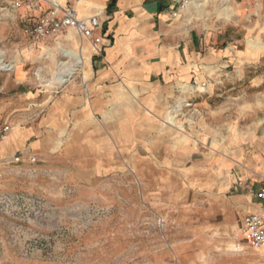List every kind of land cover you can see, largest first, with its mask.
<instances>
[{
	"label": "rangeland",
	"instance_id": "1",
	"mask_svg": "<svg viewBox=\"0 0 264 264\" xmlns=\"http://www.w3.org/2000/svg\"><path fill=\"white\" fill-rule=\"evenodd\" d=\"M173 11L184 37L264 46V0H195ZM28 17L26 3L16 10L14 0H0V123L13 127L36 124L67 84L87 86L81 70L56 79L66 47L57 36L37 43ZM27 53L18 76L13 63ZM209 72L175 86L163 113L130 95L127 112H95L82 128L53 129L60 146L32 149L34 162H15L17 149L0 155V264H264V246L241 231L255 202L247 183L258 175L231 141L251 128L241 104L251 101V78L264 75V56ZM256 94L263 106L264 85ZM114 122L125 141L109 146Z\"/></svg>",
	"mask_w": 264,
	"mask_h": 264
},
{
	"label": "crops",
	"instance_id": "2",
	"mask_svg": "<svg viewBox=\"0 0 264 264\" xmlns=\"http://www.w3.org/2000/svg\"><path fill=\"white\" fill-rule=\"evenodd\" d=\"M111 1L57 0L63 8L74 7L81 18L100 15V25L93 29L98 48L75 29H69L64 35L41 38L27 33L39 39L37 43L57 36L58 45L66 47L64 51L68 60L56 61V64L61 65L60 71L56 72V79L65 83L76 71L81 70L87 86L84 89L76 82L67 84L55 99L49 101L46 112L36 124L28 127L15 125L8 137L0 140V155L12 149L31 153L32 149H58L60 145L57 139H52L53 129L60 134L70 122L72 128H82V122L91 119L95 112H127L132 105L130 95L137 96L147 110L163 113L165 100L174 93V87L178 84L202 82L212 77L209 71H213L216 66L237 62L246 66L264 56V46L256 42L253 45L225 42L213 46L206 40L199 41L196 35L184 37L181 35L180 22L175 19L177 13L173 11L175 8L171 0H114L109 8ZM30 14L31 17L25 22L38 16V12ZM46 47L42 48L45 50ZM202 49L205 51L202 52ZM28 54L23 57L26 59H16L17 62L13 63L18 76H21L19 64L29 60ZM83 59L87 62L85 66L73 71V67ZM244 76L242 73L237 78L242 79ZM167 81L173 84L169 85ZM251 81V101L241 104L243 117L251 116V128L241 129L231 139L238 161L245 162L244 167L258 175L256 185L254 182L247 183L255 202L242 216L241 224L245 215L260 209V201L255 193L264 173V131L259 127L260 112L264 113V105H260L259 94H256L261 92L264 85V75L257 73ZM162 82H166L167 87H163ZM108 127L112 130L109 139L104 141L106 144L112 146L125 141L122 124L114 122ZM43 131L44 134L39 136ZM245 145L250 146L248 151L244 150Z\"/></svg>",
	"mask_w": 264,
	"mask_h": 264
},
{
	"label": "built area",
	"instance_id": "3",
	"mask_svg": "<svg viewBox=\"0 0 264 264\" xmlns=\"http://www.w3.org/2000/svg\"><path fill=\"white\" fill-rule=\"evenodd\" d=\"M191 1L171 0L174 8L177 9L189 5ZM25 3L30 12H39L34 20L28 22L27 32L37 37H50L69 29H75L88 37L92 44L98 48L99 43L93 37V29L100 25V15L95 14L81 18L74 7L63 8L56 0H14V7L20 8ZM12 129L13 126L10 123H0V140L4 139ZM36 160V155L29 151H22L14 155L15 162H34ZM1 176L2 168L0 167ZM255 196L260 201V209L245 215L241 231L246 241L253 247H262L264 246V173Z\"/></svg>",
	"mask_w": 264,
	"mask_h": 264
},
{
	"label": "bare ground",
	"instance_id": "4",
	"mask_svg": "<svg viewBox=\"0 0 264 264\" xmlns=\"http://www.w3.org/2000/svg\"><path fill=\"white\" fill-rule=\"evenodd\" d=\"M57 1V0H56ZM80 1V0H79ZM193 2V0L191 1V3ZM84 58V57H83ZM85 63H87L84 59H83V61H81L80 63H79V65H77V66H75V67H73V71H75V70H77V68L78 67H84L85 66ZM2 69V66H0V70ZM67 77V76H66ZM8 137V135L5 137V138H7ZM263 247V246H262Z\"/></svg>",
	"mask_w": 264,
	"mask_h": 264
},
{
	"label": "trees",
	"instance_id": "5",
	"mask_svg": "<svg viewBox=\"0 0 264 264\" xmlns=\"http://www.w3.org/2000/svg\"><path fill=\"white\" fill-rule=\"evenodd\" d=\"M113 3H114V0L111 1L110 5H109V8H110V6H112Z\"/></svg>",
	"mask_w": 264,
	"mask_h": 264
}]
</instances>
